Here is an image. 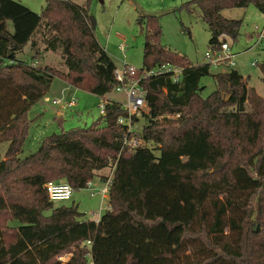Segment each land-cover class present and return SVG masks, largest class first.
Wrapping results in <instances>:
<instances>
[{
    "label": "trees",
    "instance_id": "trees-1",
    "mask_svg": "<svg viewBox=\"0 0 264 264\" xmlns=\"http://www.w3.org/2000/svg\"><path fill=\"white\" fill-rule=\"evenodd\" d=\"M195 1L211 50L227 42L224 36L240 35L242 19L223 10L254 4L264 13V0ZM90 15V0H46L40 13L0 0V144L8 142L0 154V264H264V99L238 70L213 74L211 63L193 64L161 45L157 16H147L141 68L183 69L179 82L168 74L142 82L149 110L139 134L160 154L148 147L121 152L118 120L128 113L120 101L106 100L105 115L92 125L55 132L34 153L18 156L28 112L55 78L99 97L115 89L117 65ZM38 30L40 42L33 38ZM29 43L32 57L20 59ZM49 50L60 52L66 71L39 64ZM209 75L216 89L203 96ZM114 164L110 207L99 221L85 219L75 203L50 199L49 181L82 189L104 181L102 171ZM194 247L191 259L186 252Z\"/></svg>",
    "mask_w": 264,
    "mask_h": 264
},
{
    "label": "rangeland",
    "instance_id": "rangeland-1",
    "mask_svg": "<svg viewBox=\"0 0 264 264\" xmlns=\"http://www.w3.org/2000/svg\"><path fill=\"white\" fill-rule=\"evenodd\" d=\"M31 10L40 13L46 0H17ZM86 0H75L83 4ZM191 2L192 11L187 8L186 3ZM90 13L94 17V31L101 45L106 49L115 61L118 70L125 64L141 68L143 66V53L145 47V36L147 32V16H157L161 27V45L186 55L193 64L206 62L205 55L212 52L209 46L211 31L207 23L201 17L199 4L195 0H90ZM227 18L242 19L240 35L237 40L224 36L230 45V52L234 54L231 61L224 64L212 65L211 73L234 68L248 80L252 87L264 99V41L256 44L258 34L264 28V13L254 4L248 7H234L223 11ZM41 30H38L34 39L40 42ZM41 44V43H40ZM43 45L41 44V49ZM40 60L41 66L50 65L59 70L66 71L67 66L59 51H43ZM30 43L18 54L20 59L32 57ZM233 62V64H231ZM63 81L55 78L48 95L51 101L44 97L37 101L29 110L28 117L32 120L28 137L24 143L20 158H24L37 151L44 137L61 130H68L72 127H85L93 124L100 118V105L104 98L94 95L85 90L71 87L66 93L62 90ZM205 86L203 96L209 95L216 89V83L212 75L202 79ZM74 94L77 104L67 107L66 103ZM70 96V97H69ZM54 99H61L59 104ZM106 100L126 101L123 92L112 90L106 94ZM250 109V104H248ZM148 107L135 116L134 125L137 132L141 133L143 125L147 122L144 113ZM62 112V115L58 113ZM8 142L0 144V154L4 156ZM150 148L156 155L160 151L154 143ZM108 169L102 171L106 174ZM96 179V178H95ZM56 205L75 203L79 211L84 213L85 219H96L105 213L108 204V196L102 200L100 195L91 196L87 188L74 190L72 198L66 201H54ZM235 215V214H234ZM257 218V210L252 215V220ZM11 225H18V220L10 222ZM254 228H257L255 224ZM225 232H230L229 228ZM198 247L188 250L186 254L191 259L198 256ZM197 252V253H196ZM197 254V255H196ZM69 254L64 255L61 260L67 261Z\"/></svg>",
    "mask_w": 264,
    "mask_h": 264
},
{
    "label": "built area",
    "instance_id": "built-area-1",
    "mask_svg": "<svg viewBox=\"0 0 264 264\" xmlns=\"http://www.w3.org/2000/svg\"><path fill=\"white\" fill-rule=\"evenodd\" d=\"M264 41V28L258 34V39L256 44ZM234 54L230 52V45L228 42L223 43L221 48L218 50H212V52H207L205 55L206 62L212 65L224 64L227 61H231ZM233 64V62L231 63ZM182 67L171 64L163 63L158 64L151 69L136 68L134 66L125 64L120 70L116 68L115 77L117 84L115 86V91L123 92L126 101L121 102V107L127 111L128 116L120 117L118 124L124 125V129L121 136V152H126L132 154L136 152L138 148L148 147L152 142L144 140L139 132L136 131L133 116L139 114L144 107L147 106L146 102V90L143 86V80L151 76H159L163 74H168L172 78L173 82H179L182 79ZM54 103L59 104L62 102L61 99H54ZM77 104V99L73 96L68 102L67 107H72ZM106 100L104 99L100 105L101 115L106 113ZM148 107V106H147ZM115 166H109L108 172L105 174L106 179L102 181L100 178L93 179L89 181L85 188H87L91 196L100 195L102 200H105L108 196L109 190L112 183V178L115 170ZM46 190L53 201H66L70 200L73 195L72 186L65 181H49L46 184ZM109 203L107 204V209H109ZM106 209V210H107ZM100 216L95 220L99 221Z\"/></svg>",
    "mask_w": 264,
    "mask_h": 264
},
{
    "label": "crops",
    "instance_id": "crops-1",
    "mask_svg": "<svg viewBox=\"0 0 264 264\" xmlns=\"http://www.w3.org/2000/svg\"><path fill=\"white\" fill-rule=\"evenodd\" d=\"M224 11V10H223ZM223 11H222V14H223ZM224 15V14H223ZM41 64V63H40ZM63 81V84H62V86H63V88H62V90L66 93V98L68 97V94H67V92L69 91V90H71V85H69L68 83H66L64 80H62ZM49 93V92H48ZM48 93L46 94V96L44 97V99L46 100V101H51L50 99V95H48ZM71 97H73V96H75L74 94H72V95H70ZM69 96V97H70ZM102 98H106V95L104 96V97H102ZM71 99V98H70ZM106 100V99H105ZM117 101V100H116ZM66 106H67V103H66ZM73 107V106H72ZM58 115H62V112L60 111V113H58Z\"/></svg>",
    "mask_w": 264,
    "mask_h": 264
},
{
    "label": "water",
    "instance_id": "water-1",
    "mask_svg": "<svg viewBox=\"0 0 264 264\" xmlns=\"http://www.w3.org/2000/svg\"><path fill=\"white\" fill-rule=\"evenodd\" d=\"M90 21H91V26L94 28L95 27V20L94 17L90 15Z\"/></svg>",
    "mask_w": 264,
    "mask_h": 264
}]
</instances>
